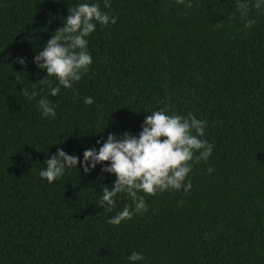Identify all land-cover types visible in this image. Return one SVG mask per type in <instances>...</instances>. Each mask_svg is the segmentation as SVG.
I'll list each match as a JSON object with an SVG mask.
<instances>
[{"label": "trees", "instance_id": "16d2710c", "mask_svg": "<svg viewBox=\"0 0 264 264\" xmlns=\"http://www.w3.org/2000/svg\"><path fill=\"white\" fill-rule=\"evenodd\" d=\"M79 3L117 23L97 24L93 63L53 97L40 81H58L34 57ZM110 3L0 0V264H131L133 252L136 264H264V11L245 29L237 0ZM45 97L55 117L42 115ZM161 109L207 121L212 155L193 163L191 191L145 196L146 212L111 225L133 202L118 194L99 208L117 177L102 171L110 164L85 174L83 154L109 134L138 137ZM58 149L80 163L49 183L39 173Z\"/></svg>", "mask_w": 264, "mask_h": 264}, {"label": "clouds", "instance_id": "9594fccd", "mask_svg": "<svg viewBox=\"0 0 264 264\" xmlns=\"http://www.w3.org/2000/svg\"><path fill=\"white\" fill-rule=\"evenodd\" d=\"M177 3L192 7L191 0H187V3L186 0H177ZM104 7L111 8L110 0H104ZM253 8L264 11V0H237L236 9L244 21L245 29H250L256 23L249 18ZM68 11L70 15L63 26L52 34L43 50L34 57L38 68L46 70L47 77L58 81L55 87L46 80L40 81L48 84L53 97L60 93L61 86L73 88L74 82L80 81L93 63L87 38L96 31L97 24L107 27L109 23H117V18L102 11L99 3H79ZM217 27H222V23ZM18 62L22 65L26 63L23 58H19ZM23 93L28 94L26 88ZM93 103L90 96L84 99L85 105ZM39 109L44 117L56 115L47 97L39 101ZM206 125L207 121H201L191 113L186 117L175 113L168 115L165 109H161L145 118L138 137L132 133H125L121 138L109 134L106 141H97L102 145L99 151L85 150V174L95 169L97 164H110L102 171L117 177L113 187H103L98 207L112 211L118 194H126L133 202V206H126L111 217L109 224L119 226L123 221L132 219L133 215L146 212L145 196L182 188L185 193L191 191V181H185L192 171L193 163L207 161L214 147L200 138L205 135ZM79 163L77 156L58 149L55 155L46 159V167L39 175L52 183L61 178L66 169L77 168ZM208 171L211 173L213 169L209 168ZM143 258V254L133 252L128 260L136 264Z\"/></svg>", "mask_w": 264, "mask_h": 264}]
</instances>
